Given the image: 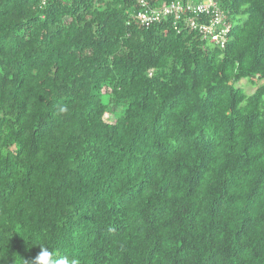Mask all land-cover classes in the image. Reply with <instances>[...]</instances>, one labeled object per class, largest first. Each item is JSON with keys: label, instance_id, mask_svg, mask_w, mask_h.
<instances>
[{"label": "trees", "instance_id": "obj_1", "mask_svg": "<svg viewBox=\"0 0 264 264\" xmlns=\"http://www.w3.org/2000/svg\"><path fill=\"white\" fill-rule=\"evenodd\" d=\"M143 1L0 0V264H264V0Z\"/></svg>", "mask_w": 264, "mask_h": 264}, {"label": "built area", "instance_id": "obj_2", "mask_svg": "<svg viewBox=\"0 0 264 264\" xmlns=\"http://www.w3.org/2000/svg\"><path fill=\"white\" fill-rule=\"evenodd\" d=\"M144 6V1L139 0ZM185 12L187 17L189 13H192L194 17L188 18L186 23L191 27L197 28L204 35L210 36L211 40L223 45L225 43V35L229 31V25L224 21V15L218 9L215 0H186L185 2L176 0L163 6L160 10H145L138 13V17L144 24L148 25L151 21L159 19L161 16L168 14H174L175 17H180ZM205 14L209 15L208 22L204 23L194 18L197 15Z\"/></svg>", "mask_w": 264, "mask_h": 264}, {"label": "clouds", "instance_id": "obj_3", "mask_svg": "<svg viewBox=\"0 0 264 264\" xmlns=\"http://www.w3.org/2000/svg\"><path fill=\"white\" fill-rule=\"evenodd\" d=\"M61 111H66L61 108ZM39 253L30 261H24L22 264H79L78 258H69L67 256H59L54 253L47 245H39Z\"/></svg>", "mask_w": 264, "mask_h": 264}, {"label": "rangeland", "instance_id": "obj_4", "mask_svg": "<svg viewBox=\"0 0 264 264\" xmlns=\"http://www.w3.org/2000/svg\"><path fill=\"white\" fill-rule=\"evenodd\" d=\"M239 84L244 87V89L246 90V92H250L254 88V85H252L249 81H247L245 79L241 80ZM105 117H106V119H108L110 121H113L114 120V118H113L112 115L106 114Z\"/></svg>", "mask_w": 264, "mask_h": 264}]
</instances>
